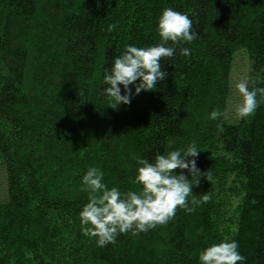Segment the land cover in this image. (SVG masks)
Listing matches in <instances>:
<instances>
[{"label":"trees","instance_id":"obj_1","mask_svg":"<svg viewBox=\"0 0 264 264\" xmlns=\"http://www.w3.org/2000/svg\"><path fill=\"white\" fill-rule=\"evenodd\" d=\"M165 7L187 13L198 36L161 59L167 76L155 89L111 107L105 67L125 44L159 42ZM237 58L249 86L264 85V0H0V264H198L199 250L225 238L238 241L242 264H264V104L236 117ZM190 141L212 173L192 196L209 192L208 202L104 247L82 233L88 166L109 187L138 191L136 156Z\"/></svg>","mask_w":264,"mask_h":264},{"label":"clouds","instance_id":"obj_2","mask_svg":"<svg viewBox=\"0 0 264 264\" xmlns=\"http://www.w3.org/2000/svg\"><path fill=\"white\" fill-rule=\"evenodd\" d=\"M116 27L114 23L108 24L107 30ZM156 31L159 42L147 46L125 44L111 66L105 67L101 94L110 101L111 107L130 103L132 96L141 90L155 89L157 82L167 76L162 70L161 59L174 55V45L190 44L198 36L188 14L171 7L162 9L156 18ZM180 53L188 56L190 48L182 47ZM233 87L240 95L239 102L234 105L238 119L251 116L264 104V85L253 82L250 87L249 79L245 77L237 80ZM221 116L217 109L209 113L212 120ZM198 149H201L198 144L190 141L166 154H157L152 160L136 156L134 181L140 185L138 191H122L115 185L109 187L104 182L103 171L97 166H88L80 177V188L87 193V202L78 212L82 233L95 237L97 246L104 247L115 242L119 234L131 231L133 235H139L168 223L178 207L192 212L195 206L208 202L211 199L209 192H203L199 198L192 196L193 186H199L201 176L211 181L212 175L210 169L202 172L197 166ZM176 169H186L188 174ZM197 260L198 264H242L246 257L239 251L237 240L225 238L199 250Z\"/></svg>","mask_w":264,"mask_h":264},{"label":"rangeland","instance_id":"obj_3","mask_svg":"<svg viewBox=\"0 0 264 264\" xmlns=\"http://www.w3.org/2000/svg\"><path fill=\"white\" fill-rule=\"evenodd\" d=\"M243 62H242V59H239V58H237L235 60L233 69H234V76L236 78L237 77L238 78H242V76H244L246 74V71L247 70H246L245 65H243ZM237 101H238V97L236 96V94L234 92L233 95H232V99H231V102H232L231 105H232V107H234V105L237 103ZM228 109H229V112L231 113V108L228 107ZM4 183H5V181H4L3 172L0 171V200L1 199H4L3 192L1 191L2 187L4 186Z\"/></svg>","mask_w":264,"mask_h":264}]
</instances>
